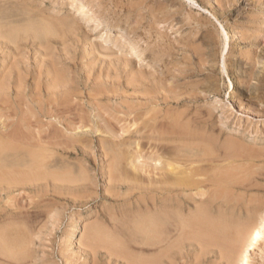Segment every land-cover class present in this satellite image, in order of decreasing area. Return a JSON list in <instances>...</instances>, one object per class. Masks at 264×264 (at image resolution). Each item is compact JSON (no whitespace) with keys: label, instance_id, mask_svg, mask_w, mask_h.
I'll use <instances>...</instances> for the list:
<instances>
[{"label":"rangeland","instance_id":"rangeland-1","mask_svg":"<svg viewBox=\"0 0 264 264\" xmlns=\"http://www.w3.org/2000/svg\"><path fill=\"white\" fill-rule=\"evenodd\" d=\"M81 2L89 5L86 16L76 9ZM0 31L3 81L19 77L28 90V107L17 114L0 110V135L15 136L2 159L23 161L35 141L54 138L45 139L50 144L42 151L50 154L42 189L28 183L0 188V252L8 258L0 254V264H135L155 255L157 248L143 243L147 232L139 221L148 211V183L163 179L170 166L193 169L196 183L163 196L171 204L178 200L172 212L233 215L239 222L232 229L264 225V0H0ZM215 241H187L167 263L247 264L249 255L251 264H264V233L255 251L244 246L234 259Z\"/></svg>","mask_w":264,"mask_h":264},{"label":"bare ground","instance_id":"bare-ground-1","mask_svg":"<svg viewBox=\"0 0 264 264\" xmlns=\"http://www.w3.org/2000/svg\"><path fill=\"white\" fill-rule=\"evenodd\" d=\"M75 1H77V0H71V2L72 3H74ZM218 1V0H217ZM78 3V2H77ZM79 5V4H78ZM72 6V5H71ZM87 6H89V5H86V4H83L82 2H81V4L78 6V8H76V9H78L77 11L78 12H80V13H84V15L86 16V12H89L90 11V8L88 9V7ZM164 10V9H163ZM79 13V14H80ZM93 13V12H92ZM155 13V12H154ZM157 13V12H156ZM160 13V12H159ZM158 13V14H159ZM164 13V12H163ZM153 14V13H152ZM81 15V14H80ZM83 15V14H82ZM161 15H164V14H160V15H158V16H161ZM154 16H155V14H154ZM157 16V15H156ZM165 21V20H164ZM47 24V23H46ZM62 24V23H61ZM61 24H59V26L61 25ZM74 24V23H73ZM37 25V24H36ZM56 25H58L57 23H56ZM72 25V24H71ZM15 26V25H14ZM48 26V25H47ZM53 29V28H52ZM51 29V30H52ZM61 29V28H60ZM67 29V28H66ZM4 30V29H3ZM12 30V29H11ZM45 31V30H44ZM49 31V30H48ZM72 31H74V29L72 30ZM1 32V31H0ZM7 32V31H6ZM5 32V33H6ZM14 32V31H13ZM68 33H70V32H68ZM123 33V32H122ZM119 34V33H118ZM124 34V33H123ZM229 34V33H228ZM121 35V34H120ZM231 36V35H230ZM9 39V38H8ZM7 40V39H6ZM6 40L5 41H3V42H6ZM117 40H118V38H117ZM7 44V43H6ZM16 44V43H15ZM2 46V45H1ZM12 47V46H11ZM16 47V46H15ZM14 47V48H15ZM19 47V46H18ZM21 47V46H20ZM39 48V47H38ZM199 48V47H198ZM21 48H19V50H20ZM6 50V49H5ZM4 50V51H5ZM22 50V49H21ZM1 52H2V50H0ZM9 51V50H8ZM11 52V51H10ZM3 53V52H2ZM17 53V52H16ZM1 54V53H0ZM6 54V53H5ZM12 54V53H11ZM18 54V53H17ZM13 55V54H12ZM239 55V54H238ZM4 56V55H3ZM237 56V55H236ZM1 57V56H0ZM6 58H8V57H6ZM20 58V57H19ZM2 59V58H1ZM1 59H0V61H1ZM4 59V58H3ZM3 59H2V64L3 65H5L4 63H3ZM16 60H18V59H16ZM16 60H14V61H16ZM6 61V60H5ZM4 61V62H5ZM1 63V62H0ZM1 64V65H2ZM19 64V63H18ZM22 64V63H21ZM205 64V63H204ZM9 65V64H8ZM16 65V64H15ZM15 65H13V68H14V66ZM227 66V65H226ZM6 67V66H5ZM228 67V66H227ZM227 67H225V68H227ZM234 67H235V65H234ZM17 68V67H16ZM233 68V67H232ZM3 69H5V68H3ZM2 69V66H0V83H1V86H0V92H1V94H0V110H5V108H6V111L9 109V111H10V109L12 110L13 109V111H15L16 112V109H18L19 107H21L22 108V106L23 105H26L27 107H28V100L26 99V94H25V88L23 87V83H21L20 81V78L18 77L16 80L18 81V83L16 82V83H10L9 82V79L8 80H6L5 82L3 81V77H4V70ZM235 69V68H234ZM6 70V69H5ZM15 70V69H14ZM16 70H18V69H16ZM24 70V69H23ZM20 71V70H19ZM18 71V72H19ZM10 72V71H9ZM15 72V71H14ZM17 72V71H16ZM17 72V73H18ZM21 72H22V70H21ZM232 72H234L233 70H232ZM231 72V73H232ZM236 72V71H235ZM6 73V72H5ZM25 73V72H24ZM24 73H23V75H24ZM7 75H10L9 73L7 74ZM6 75V76H7ZM22 75V74H21ZM28 76H29V74H27ZM234 75V74H233ZM11 76V75H10ZM9 76V77H10ZM16 76H18V75H16ZM25 76V75H24ZM23 76V77H24ZM15 77V76H14ZM26 77V76H25ZM25 77H24V79H25ZM8 78V77H7ZM26 80V79H25ZM33 80V79H32ZM26 81H28V80H26ZM14 82V81H13ZM169 83V82H168ZM29 84V83H28ZM49 84V83H48ZM50 84H51V82H50ZM54 84H55V82H54ZM30 85V84H29ZM38 85V84H37ZM57 85V84H56ZM27 85L25 84V87H26ZM46 86H48V87H50L49 85H46ZM61 87H62V85H60ZM59 86V87H60ZM229 86H230V84H229ZM30 87V86H29ZM52 87V86H51ZM53 87H54V85H53ZM33 89H34V87H32ZM47 88V87H46ZM230 88V92H233L234 91V87L233 86H230L229 87ZM31 89V88H30ZM29 89V90H30ZM36 89V88H35ZM173 90V89H172ZM28 91V90H27ZM26 91V92H27ZM32 91H34V90H32ZM36 92H38L39 93V91H37V89H36ZM35 92V93H36ZM47 92V91H46ZM173 92V91H172ZM3 93V94H2ZM29 93V92H28ZM27 93V94H28ZM176 93V92H175ZM174 93V94H175ZM51 94V93H50ZM49 94V95H50ZM235 94V93H234ZM49 95H47L48 97H51V96H49ZM60 95V94H59ZM233 95V94H232ZM54 96V95H53ZM52 96V97H53ZM62 96H64V93H62ZM34 97H36V96H34ZM42 97H44V96H42ZM41 97V98H42ZM38 98V97H37ZM59 97L57 96V100L58 101H63V98H62V100L61 99H58ZM33 99V98H32ZM44 99H49V98H44ZM51 99V98H50ZM65 99V98H64ZM34 100V99H33ZM32 100V101H33ZM51 100H53V99H51ZM43 101H45V100H43ZM49 101V100H48ZM47 101V102H48ZM58 101H57V103L56 104H58ZM30 102V101H29ZM35 102V101H34ZM33 102V103H34ZM53 102V101H52ZM51 102V103H52ZM60 102V103H61ZM64 102H66V101H64ZM44 103V102H43ZM55 103V102H54ZM63 103V102H62ZM49 104H50V101H49ZM44 105H45V103H44ZM46 105H47V103H46ZM71 105V104H70ZM69 105V106H70ZM41 106H43V105H41ZM48 106V105H47ZM50 106V105H49ZM48 106V108H50ZM54 106V105H53ZM59 104H58V111L60 110L59 109ZM68 106V105H67ZM31 107H32V105H31ZM31 107H29L30 108V111L31 110H33V108H31ZM55 107H56V105H55ZM61 107V106H60ZM63 107V106H62ZM72 107V106H71ZM2 108V109H1ZM29 108H26V109H24L25 111L27 110V109H29ZM37 108H38V106H37ZM43 108H44V106H43ZM45 108H46V106H45ZM63 108H65V107H63ZM53 109V108H52ZM52 109H50V110H47V108H46V110L47 111H50V113H53L52 111ZM55 109V108H54ZM56 109H55V111H56ZM24 110H23V112H21V113H24ZM41 110V109H40ZM61 110H62V108H61ZM54 111V112H55ZM68 111V110H67ZM5 112V111H4ZM11 113H12V111H10ZM20 112V111H19ZM19 112H18V116H19ZM32 112H35V111H31V113L30 114H32ZM37 112V111H36ZM39 112H42V111H39ZM62 112H66V111H62ZM7 113H8V111H7ZM42 113H44V112H42ZM41 113V114H42ZM48 113V112H47ZM59 113H60V111H59ZM15 114V113H14ZM16 114H17V112H16ZM15 114V115H16ZM35 114H37V113H35ZM54 115H56L55 113H53ZM58 114V113H57ZM64 114V113H63ZM70 114V113H69ZM137 114V113H136ZM8 115H10V114H8ZM13 115V114H12ZM11 115V116H12ZM14 115V116H15ZM25 115V114H24ZM34 115V114H33ZM33 115H32V117H33ZM38 115V114H37ZM61 115H62V113H61ZM22 116V115H21ZM56 116H59V115H56ZM145 116V115H144ZM4 117V116H3ZM8 117V116H7ZM23 117V116H22ZM21 117V119H26L27 120V117L28 116H26L25 118H22ZM30 117V116H29ZM28 117V118H29ZM60 117V116H59ZM58 117V118H59ZM137 117V116H136ZM2 118V117H1ZM0 118V119H1ZM11 118V117H10ZM13 118V117H12ZM15 118V117H14ZM14 118H13V120H11V121H15V120H17V119H15L14 120ZM17 118H19V117H17ZM34 118H35V115H34ZM54 118H55V116H54ZM20 119V120H21ZM42 119V118H41ZM48 119V118H47ZM57 119V118H56ZM60 119V118H59ZM6 120V119H5ZM19 120V119H18ZM37 120V119H36ZM49 120V119H48ZM48 120H45L46 122L48 121ZM63 121H65L64 119H62ZM2 121V120H1ZM0 121V122H1ZM3 121H4V118H3ZM28 121H29V119H28ZM27 121V122H28ZM54 121V120H53ZM63 121H61V122H63ZM5 122V125H6V121H4ZM3 122V123H4ZM7 122L8 123H10L8 120H7ZM16 122V121H15ZM20 122V121H19ZM35 122V121H34ZM42 123V121L40 122V121H37V123ZM51 122L52 121H50V123L49 122H47V123H49L50 125H52L51 124ZM55 122H57V121H55ZM54 122V123H55ZM59 122V121H58ZM20 123H22V121L20 122ZM33 123V122H32ZM38 123V124H39ZM47 123H45V124H47ZM53 123V124H54ZM0 124H2V123H0ZM13 124V123H12ZM17 124V123H16ZM23 124H25V123H23ZM34 124V123H33ZM43 124V123H42ZM49 124H47V126H49ZM59 124V123H58ZM63 124H65V123H63ZM77 124V123H76ZM172 124V123H171ZM170 124V125H171ZM8 125V124H7ZM27 125V124H26ZM61 125V124H60ZM59 125V126H60ZM68 125H70V124H68ZM68 125L66 126V127H68ZM84 125V124H83ZM3 126V125H2ZM1 126V127H2ZM10 126V125H9ZM13 126V125H12ZM16 126H18V125H16ZM20 126H21V124H20ZM19 126V127H20ZM32 127L34 126V125H31ZM35 126H36V124H35ZM43 126H44V124H43ZM56 126V125H55ZM65 126V125H64ZM63 126V127H64ZM96 126V125H95ZM166 126V125H165ZM175 126H177V125H175ZM22 127V126H21ZM41 126H39V128H40ZM45 127V126H44ZM50 127V126H49ZM66 127L64 128V129H66ZM70 127V126H69ZM133 127V126H132ZM157 127V126H156ZM169 127H171L172 128V126H169ZM12 127H10V129H11ZM14 128V127H13ZM30 128V127H29ZM28 128V129H29ZM60 128H62V127H60ZM94 128V127H93ZM92 128V129H93ZM143 128V127H142ZM150 128V127H149ZM173 128H174V125H173ZM7 129V128H6ZM17 129H18V127H17ZM19 129H21V128H19ZM27 129V130H28ZM34 129H37V126H36V128H34ZM47 129V128H46ZM54 129V128H53ZM53 129H50L51 131H53ZM59 129V128H58ZM74 129V128H73ZM83 129V128H82ZM23 130V129H22ZM24 130H26V129H24ZM27 130H26V132H27ZM49 130V129H48ZM47 130V131H48ZM67 130H68V128H67ZM71 130V129H70ZM69 130V131H70ZM91 130V129H90ZM94 130H96V129H94ZM161 130V129H160ZM167 130H169V129H167ZM1 131V130H0ZM19 131V130H18ZM30 131H33V130H31V128H30ZM46 131V132H47ZM56 131V130H55ZM54 131V132H55ZM66 131V130H65ZM69 131H68V133H69ZM74 130H71L70 132H73ZM97 131V130H96ZM152 131V130H151ZM156 131V130H155ZM175 131V130H174ZM16 132V131H15ZM21 132V131H20ZM26 132H25V134H26ZM37 132V131H36ZM41 132V131H40ZM54 132H50V133H54ZM61 132V134H62V130L60 131ZM64 132V131H63ZM67 132V131H66ZM99 132V131H98ZM106 132V131H105ZM153 132H154V130H153ZM19 133V132H18ZM48 133V132H47ZM58 133H59V130H58ZM68 133H66L65 135H67ZM92 133V132H91ZM110 133V132H109ZM179 133V132H178ZM16 134H17V132H16ZM28 134V133H27ZM30 134H32V133H30ZM37 134V133H36ZM40 134V133H39ZM38 134V135H39ZM43 134H45L44 132H43ZM61 134H59V136H61L62 137V135ZM42 135V134H41ZM18 136V135H17ZM20 136V135H19ZM22 136V135H21ZM27 136H31V135H27ZM32 136H33V134H32ZM31 136V138H32V140L31 141H33V139L35 140V134H34V137L35 138H33ZM37 136V135H36ZM46 136H47V134H46ZM68 136V135H67ZM67 136H65V138H67ZM69 136H71V135H69ZM72 136H73V134H72ZM71 136V137H72ZM200 136V135H199ZM14 135L11 133V131H9V132H4L3 134H1L0 135V188H3V185L5 186L3 189H5L6 188V190H8V189H11V188H14L15 186L17 187V186H22V185H25V184H27L28 183V185L30 184V185H32L34 188H39V189H42L41 188V185L39 184V182H41L42 180H44L47 176H49V175H47L46 173H47V169H45L46 170V173L45 172H43L44 170H42V169H44V168H47V166H48V163H46V161H45V157L47 156H45L44 155V152H42L43 150L45 151V149H46V146H48V144H50V142H49V140L50 139H54V138H49L48 136V138H49V140H48V142H45V139H43V140H41L40 139V137L38 136L37 138L38 139H40V141L38 140V141H35L36 142V144H35V149L34 150H26V157H24V159H23V161H21V159L19 160V161H17L19 158L17 157V159L16 158H13V159H15L13 162H11V163H8V165H6V162H5V160H3L2 159V155H5V153L7 152V150L8 149H10L11 147L13 148V143H14ZM24 137V136H23ZM43 137H44V135H43ZM55 137V136H54ZM160 137V136H159ZM159 137H157V140L159 139ZM28 138V137H27ZM47 138V139H48ZM63 138H64V136H63ZM64 138V139H65ZM22 140L23 139H25V138H21ZM46 139V140H47ZM56 139H57V136H56ZM59 139V138H58ZM73 139H75L74 137L72 138V140ZM166 139V138H165ZM165 139H163V141H165ZM11 140H13L12 142L13 143H10V141ZM16 140V139H15ZM26 140V139H25ZM30 140V139H29ZM70 140V139H69ZM153 140H155V139H153ZM19 141V140H18ZM51 141V140H50ZM56 141V140H55ZM58 141V140H57ZM60 141H62V140H60ZM67 141H68V138H67ZM66 141V142H67ZM76 141V140H75ZM135 141H137V140H135ZM163 141H160V142H162L163 143ZM225 141V140H224ZM237 141V140H236ZM52 142H54V140H52ZM76 142H78V140L76 141ZM75 142V143H76ZM17 143V142H16ZM30 143V142H29ZM34 143V142H33ZM58 144H59V142H57ZM71 143V142H70ZM72 143H74V142H72ZM71 143V144H72ZM138 143H139V141H138ZM162 143H160V145L162 144ZM164 143H166V141L164 142ZM19 144V143H18ZM54 144V143H53ZM57 144V145H58ZM66 144V143H65ZM21 146L23 145V146H25V143L23 144V142H22V144H20ZM19 145V146H20ZM29 145H32L33 146V144H29ZM60 145V144H59ZM73 145V144H72ZM71 145V146H72ZM136 145V144H135ZM15 146V145H14ZM19 146H17V147H19ZM32 146H30L31 148H32ZM51 146V145H50ZM53 146V145H52ZM62 146H63V144H62ZM65 146V145H64ZM82 146V145H81ZM153 146V145H152ZM166 145H164V147H165ZM36 147H38V150L36 149ZM54 147H55V145H54ZM67 147V146H66ZM135 147H137V145L135 146ZM138 147H140V146H138ZM232 147V146H231ZM234 147V146H233ZM48 148H50V147H48ZM69 148H72V147H69ZM74 148V147H73ZM79 148V147H78ZM33 149V148H32ZM63 149V148H62ZM66 149V148H65ZM80 149V148H79ZM163 149V148H162ZM178 149V148H177ZM16 150V149H15ZM22 150V149H21ZM51 150H52V148H51ZM55 150V149H54ZM67 150V149H66ZM73 150V149H72ZM75 150V149H74ZM113 150V149H112ZM205 150V149H204ZM79 151V150H78ZM81 151V150H80ZM133 151V150H132ZM138 151V150H137ZM137 151H134V152H137ZM157 151V150H156ZM165 151V150H164ZM203 151V150H202ZM18 152V151H17ZM48 153H50L49 151H47ZM56 152V151H55ZM55 152L53 151V153L55 154ZM62 152V151H61ZM168 152V151H167ZM176 152V151H175ZM45 153H46V151H45ZM52 153V152H51ZM104 153V152H103ZM132 153V152H131ZM159 153V152H158ZM247 153V152H246ZM11 154V153H10ZM22 154V153H21ZM20 154V155H21ZM57 154V156L59 155L58 153H56ZM67 154V153H66ZM108 154V153H107ZM126 154H127V152H126ZM136 154V153H135ZM138 154V153H137ZM206 154V153H205ZM19 155V154H18ZM25 155V154H24ZM23 155V156H24ZM53 155V154H52ZM131 156L133 155V154H130ZM176 155V154H175ZM48 156H50V154L48 155ZM47 156V157H48ZM157 156V155H156ZM173 156V155H172ZM8 157V156H7ZM135 157V156H134ZM138 157V156H137ZM160 157H162V156H160ZM166 157V156H165ZM197 157V156H196ZM8 158H10V157H8ZM50 158H52V157H50ZM56 158V157H55ZM129 158V157H128ZM132 158H133V156H132ZM177 158V157H176ZM192 158V157H191ZM48 159V158H47ZM46 159V160H47ZM122 159V158H121ZM153 159V158H152ZM157 159H159L158 157H157ZM58 160V159H57ZM132 160V159H131ZM133 160H135V159H133ZM137 160V159H136ZM154 160V159H153ZM162 160H166L167 161V159H165V158H162ZM207 160V159H206ZM20 162V163H19ZM48 162H49V160H48ZM133 162V161H132ZM171 163H173L172 161H170ZM176 161H174V163H175ZM194 162V161H193ZM199 162V161H198ZM197 162V164H199ZM111 163V162H110ZM131 163V162H130ZM136 163V162H135ZM158 163V162H157ZM166 163H169V160H168V162H166ZM191 163V162H190ZM128 164H129V162H128ZM132 164V163H131ZM161 165L163 164V162H161L160 163ZM178 164H180V163H178ZM182 164V163H181ZM196 164V165H197ZM186 165V164H185ZM127 166V165H126ZM131 166V165H130ZM134 166V165H133ZM132 166V167H133ZM189 165H187V166H185L186 168L188 167ZM192 166H194V165H192ZM123 167H125V165L123 166ZM128 167V166H127ZM162 167V166H161ZM177 167V166H176ZM175 167V168H176ZM181 166L179 165V168H180ZM195 167L196 166H194V169H195ZM199 167V166H198ZM227 167V166H226ZM115 168V167H114ZM130 168V167H129ZM134 168V167H133ZM142 168V167H141ZM166 169H167V167H165ZM164 168V169H165ZM174 167H169L168 168V172H166L165 173V171H161V172H163V173H165V176L163 175V177L161 176V175H158V176H160V177H162L163 179H161L159 182H156L157 181V179H155L156 181L154 182V183H152V182H150V183H148L149 185H148V188H147V191L150 193V195L151 196H147L146 198H149V199H147V200H149V202H148V204L146 205V209L148 210L144 215H142V217H141V219L142 220H140L139 222H140V228L139 229H146V232H147V238H146V240L143 242L145 245H147V246H149V247H156L157 249L156 250H158L157 252H156V254L154 255H152V256H150L149 258H146L145 260H141V261H139V262H137V263H135V264H168L170 261H171V258H172V256L174 257V255H177L176 253H177V251L178 250H180L181 249V247H182V245L185 243V242H189V241H191V240H196V241H198L199 240V238H206L207 239V241L210 243V244H215L216 243V241L215 240H219L220 241V243H217V244H220V245H222L223 246V248L225 249H227V252H228V258H230V259H234V258H236L237 256H238V253H240L239 252V250L242 248V249H245V248H243L244 246H248V249H249V251L250 252H253V251H255V248L257 247L256 245L260 242V239L262 238V236H263V230H264V225H259L258 226V228H253V231H249V228L252 226H250L249 228H248V226L247 225H241V226H237V227H235V228H231V226H232V224H234V223H236V222H239L238 220H239V218L237 219V218H235L233 215H231V216H225L224 215V213L221 215L220 213L219 214H217V215H219L218 217H216V215H215V217L213 218V215H211V213H210V215L212 216V218L210 217V215H209V213H208V211L207 210H203L202 212H200L199 214H197V215H187V216H185V218H183V215L181 214V213H179V212H172V210H173V207L175 208V206H173V204L175 203V201H174V203L173 204H171V202H170V200H168L169 198L167 197V198H165L167 195L169 196L170 194H172L174 191H176V190H178L179 189V191L181 192L182 190H184V189H189V188H192V187H195V179H193V176L195 175L194 174V171H193V169L191 170V169H189V172H187V170H178L177 168L175 169ZM182 168H184V166H182ZM185 168V169H186ZM190 168V167H189ZM233 168V167H232ZM196 169H199V168H196ZM201 169V168H200ZM207 169V168H206ZM55 170V169H54ZM132 170V169H131ZM51 171H53V170H51ZM59 171V170H58ZM135 171V170H134ZM149 171V170H148ZM158 171V170H157ZM199 171V170H198ZM225 171V170H224ZM49 172V171H48ZM126 172V171H125ZM159 172V171H158ZM132 173V172H131ZM139 173V172H138ZM162 173V174H163ZM197 173V172H196ZM199 173V172H198ZM55 174V173H54ZM183 174H186L185 176H181V175H183ZM200 174V173H199ZM217 174V173H216ZM51 175H52V173H51ZM50 175V176H51ZM56 175H57V173H56ZM112 175V174H111ZM129 175V174H128ZM147 175H150L149 174V172H148V174ZM156 175V174H155ZM67 175L65 174V177H66ZM122 176H123V174H122ZM121 176V177H122ZM131 176V175H130ZM135 176V175H134ZM145 176V175H144ZM152 176H154V175H152ZM157 176V175H156ZM199 176V175H198ZM230 176V175H229ZM61 177H63V175L61 176ZM132 177V176H131ZM148 177V176H147ZM146 177V178H147ZM201 177V176H200ZM110 178V177H109ZM120 178V177H119ZM128 178H130V177H128ZM150 178V177H149ZM148 178V179H149ZM153 177H151V179H152ZM198 178V177H197ZM60 179V178H59ZM67 179V178H66ZM151 179H149V180H151ZM159 179V178H158ZM208 179V178H207ZM216 179V178H215ZM116 180V179H115ZM137 179H135V181H136ZM148 180V181H149ZM194 180V181H193ZM62 181H63V179H62ZM61 181V182H62ZM139 181V180H138ZM197 181V180H196ZM53 182V181H52ZM57 182V181H56ZM67 182V181H66ZM199 182V181H198ZM207 182V181H206ZM60 183V182H59ZM138 183V182H137ZM143 183V182H142ZM42 184V183H41ZM47 184V183H46ZM136 184V183H135ZM198 184V183H197ZM138 185H139V183H138ZM146 185V184H145ZM200 185V184H199ZM47 186V185H46ZM137 186V185H136ZM140 186V185H139ZM143 186V185H142ZM147 186V185H146ZM146 186H144V187H146ZM209 186V185H208ZM15 187V188H16ZM24 188V187H23ZM142 188V187H141ZM140 188V189H141ZM211 188H213V187H211ZM45 189V188H44ZM198 189H199V187H198ZM197 188H196V190H198ZM200 189H201V187H200ZM178 191V192H179ZM188 191H190L191 192V190H188ZM226 191V190H225ZM5 192V191H4ZM183 192V191H182ZM199 192H201V191H199ZM214 192V191H213ZM233 192V191H232ZM1 193V192H0ZM40 193V192H39ZM203 193V195L205 196V192H202ZM205 193V194H204ZM44 194V193H43ZM46 194H48V193H46ZM50 194V193H49ZM62 194V193H61ZM143 194H145V193H143ZM187 194H189V193H187ZM215 194V193H214ZM39 195H42V194H39ZM38 195V196H39ZM54 195V194H53ZM165 195V197L163 198V196ZM174 195H176V193L174 194L173 193V197H174ZM44 196V195H43ZM42 196V197H43ZM47 196V195H46ZM145 196V195H144ZM177 196V195H176ZM175 196V197H176ZM183 196V199H184V197H186L184 194L182 195ZM188 196V195H187ZM195 196H197V195H195ZM199 196V195H198ZM202 196V195H201ZM201 196H199L200 198H201ZM207 196H209V194H207L206 195V197ZM151 197V198H150ZM212 197V196H211ZM33 198V197H32ZM36 198V197H35ZM40 198V197H39ZM38 198V199H39ZM44 198V197H43ZM46 198V197H45ZM199 198V199H200ZM210 197H208L207 199H209ZM7 199V198H6ZM37 199V198H36ZM37 199V200H38ZM206 199V200H207ZM213 199H214V197H213ZM221 199V198H220ZM30 200H32V199H30ZM39 200H41V199H39ZM38 200V201H39ZM146 200V201H147ZM174 200H176L175 198H174ZM205 200V201H206ZM7 201V200H6ZM34 201V200H33ZM42 201H44V200H42ZM46 201H47V199L45 200V202H44V204L46 203ZM49 202V201H48ZM177 202H178V200H177ZM176 202V203H177ZM202 202V201H201ZM210 202V204L211 203H213L212 201H209ZM39 203H43V202H39ZM176 203H175V205H176ZM185 203V202H184ZM188 203H189V201H188ZM194 203V202H193ZM196 203V202H195ZM203 203V202H202ZM208 203V202H207ZM44 204H42V205H44ZM200 204V203H199ZM210 204H208V205H210ZM227 204V203H226ZM30 205V204H29ZM31 205H33V204H31ZM45 205H47V204H45ZM44 205V206H45ZM49 205V204H48ZM144 205L145 204H143V207H144ZM177 205H179L178 203H177ZM203 205V204H202ZM214 205V204H213ZM219 205V204H218ZM220 205H222V204H220ZM41 206V205H40ZM39 205H38V203H37V201H36V204H35V207L36 208H41ZM181 206V205H180ZM179 206V207H180ZM196 206V204L194 205V207ZM48 207H50V206H48ZM48 207H44V208H48ZM191 207V206H190ZM216 207V206H215ZM236 207V206H235ZM239 207V206H238ZM237 207V208H238ZM177 208V207H176ZM201 208V207H200ZM212 208V207H211ZM217 208L219 209V207L217 206ZM240 208V207H239ZM146 209H144V210H146ZM203 209V208H202ZM216 209V208H215ZM217 209V212L216 213H218V210ZM223 209V208H222ZM41 210V209H40ZM42 210H43V208H42ZM51 210V209H50ZM186 210V209H185ZM194 210V209H193ZM209 210V209H208ZM212 210V209H211ZM220 210H221V207H220ZM36 211V210H35ZM48 211V210H47ZM180 211V210H179ZM234 211V210H233ZM239 212H240V210H238ZM185 212V211H184ZM196 212V211H195ZM222 213V212H221ZM229 213L231 214L232 212H230L229 211ZM229 214V215H230ZM239 214L240 213H238L237 214V216H239ZM47 215H48V213H47ZM251 216V215H250ZM250 216L248 217V218H250ZM13 218V217H12ZM72 219L71 220H75V222H76V220H78V219H76L77 217H76V215H72V217H71ZM247 218V217H246ZM1 219V218H0ZM2 219H3V217H2ZM237 219V220H236ZM245 219V218H244ZM243 219V220H244ZM242 220V221H243ZM1 221V220H0ZM7 221V220H6ZM249 221V220H248ZM2 222V221H1ZM74 222V223H75ZM252 222V221H251ZM244 223H245V220H244ZM248 223V222H247ZM263 223V222H262ZM253 224V223H252ZM237 225V224H236ZM257 226V225H256ZM12 227H14V226H12ZM234 227V226H233ZM255 227V226H254ZM10 228V227H9ZM21 228H19V230H20ZM28 229V228H27ZM67 229H69V228H67ZM9 230V229H8ZM17 230H18V228H17ZM29 230V229H28ZM72 230V229H71ZM105 230V229H104ZM6 231V230H5ZM16 231V230H15ZM22 231H24L23 229H22ZM73 231V230H72ZM32 232V231H31ZM70 232V231H69ZM68 232V233H69ZM110 232V231H109ZM109 232H108V235H109ZM71 233H73V232H71ZM7 234V233H6ZM5 234V235H6ZM19 234V233H18ZM22 234V233H21ZM96 234V233H95ZM99 234V233H98ZM101 235H102V233H100ZM117 234V233H116ZM4 235V236H5ZM11 235V234H10ZM67 235V234H66ZM68 235H71L70 233L68 234ZM105 235V234H104ZM111 235V234H110ZM12 236V235H11ZM21 236H23V235H21ZM26 236V235H25ZM99 236V235H98ZM114 236V235H113ZM24 237V236H23ZM109 237V236H108ZM146 237V236H145ZM174 237V238H173ZM4 238V237H3ZM2 238V239H3ZM8 238V237H7ZM28 238V237H27ZM27 238H25V239H27ZM88 239L90 238V237H87ZM9 239H10V237H9ZM11 239H13V238H11ZM29 239H31V238H29ZM100 239V238H99ZM99 239H98V241H99ZM103 239V238H102ZM105 239V238H104ZM20 240V239H19ZM22 240V239H21ZM111 240V239H110ZM205 240V239H204ZM22 241H24V240H22ZM91 241V240H90ZM94 240H92V242H93ZM101 241V240H100ZM99 241V242H100ZM121 241V240H120ZM15 242V241H14ZM17 242V241H16ZM15 242V243H16ZM29 242V241H28ZM88 242V241H87ZM95 242V241H94ZM115 242L116 241H114V243L113 244H115ZM206 242V241H205ZM25 243V242H24ZM118 243V242H117ZM120 243V242H119ZM9 244V243H8ZM106 244H107V242H106ZM105 244V246H106V248L109 250V252H110V256H118L117 255V252L116 251H114L113 249H111V245H113V244H110L109 246L108 245H106ZM199 244V243H198ZM206 244V243H205ZM204 244V245H205ZM209 244V245H210ZM12 245V244H11ZM121 245V244H120ZM203 245V246H204ZM16 246V245H15ZM29 246V245H28ZM80 246V245H79ZM101 246V245H100ZM258 246H259V244H258ZM17 247V246H16ZM24 247V246H23ZM98 247V246H97ZM128 247V246H127ZM126 247V248H127ZM88 248H90V249H93V248H95V246H92V243L88 246ZM208 248V247H207ZM210 248V247H209ZM5 250H6V248H4ZM25 249V248H24ZM150 249H152V248H150ZM153 249H155V248H153ZM241 249V250H242ZM247 249V250H248ZM2 250V249H1ZM18 250V249H17ZM103 250V249H102ZM246 250V249H245ZM3 251V250H2ZM148 251V250H147ZM154 251V250H153ZM224 251V250H223ZM8 252V251H7ZM7 252H5V253H7ZM20 252V251H19ZM150 252V251H149ZM123 253H125V252H123ZM245 253V252H244ZM0 254L2 255V256H5L6 258H7V254H4V253H2V252H0ZM9 254H10V252H9ZM13 254V253H12ZM18 254V253H17ZM16 254V255H17ZM248 254V253H247ZM254 254V253H253ZM15 256V255H14ZM28 256V255H27ZM18 257H21V256H18ZM240 257V256H239ZM239 257L237 258V259H239ZM252 257V256H251ZM15 258V257H14ZM244 257H242V259H243ZM249 255H248V257H247V259H246V263L247 264H251V262H250V260H249ZM8 259V258H7ZM18 259V258H17ZM89 259V258H88ZM92 259V258H91ZM123 259V258H122ZM129 259V258H128ZM0 260H2V259H0ZM4 260V259H3ZM22 260V259H21ZM181 260V259H180ZM9 261V260H8ZM15 262H16V259L14 260ZM18 261V260H17ZM1 262V261H0ZM168 262V263H167ZM17 263V262H16ZM25 263V262H24ZM131 263V262H130ZM4 264H5V262H4ZM7 264V263H6ZM15 264V263H14ZM21 264V263H20Z\"/></svg>","mask_w":264,"mask_h":264}]
</instances>
